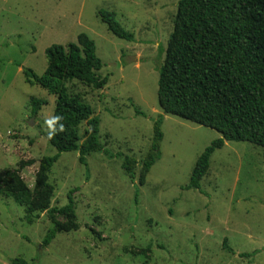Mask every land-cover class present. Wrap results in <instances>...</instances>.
I'll list each match as a JSON object with an SVG mask.
<instances>
[{
	"label": "rangeland",
	"instance_id": "374dc122",
	"mask_svg": "<svg viewBox=\"0 0 264 264\" xmlns=\"http://www.w3.org/2000/svg\"><path fill=\"white\" fill-rule=\"evenodd\" d=\"M178 2L0 0V264H264L263 148L225 142L210 158L201 191L183 190L198 157L221 135L164 114L157 102L155 66L164 58L158 60V47L166 49ZM99 10L113 13L134 42L111 35ZM80 34L94 42L104 63L98 76L108 82L98 90L77 81L65 86L100 120L99 142L108 156L89 154L84 167L77 152L59 155L48 173L49 209L65 206L75 190L77 230L44 248L48 216L26 207L41 192L35 186L40 160L56 154L44 136L55 97L28 84L22 70L41 76L45 50L76 43ZM32 99L46 102L34 116ZM159 117L160 159L143 174L140 162ZM88 130L79 126L80 143ZM124 157L137 162L130 166L132 182L121 169ZM27 161L34 164L19 171ZM4 182L22 183L27 193L6 197Z\"/></svg>",
	"mask_w": 264,
	"mask_h": 264
},
{
	"label": "trees",
	"instance_id": "16d2710c",
	"mask_svg": "<svg viewBox=\"0 0 264 264\" xmlns=\"http://www.w3.org/2000/svg\"><path fill=\"white\" fill-rule=\"evenodd\" d=\"M98 17L115 38L134 42L133 34L122 28L115 15L99 10ZM157 102L166 115L216 131L221 138L213 141L198 157L185 191H201L200 183L209 169V161L225 142H246L264 149V0H179L166 49L158 47ZM46 69L41 76L23 69L25 81L38 85L55 97L53 114L44 136L55 150L52 157L39 162L35 186L41 192L31 201L28 214L46 212L51 228L46 232L42 247H47L58 234L77 230L75 225V190L67 194V203L59 209H49L51 189L47 184L50 168L62 153H78V162L86 167V157L92 153L107 155L99 142L98 117L79 96L68 94L66 83L77 81L92 89H103L108 76L98 72L104 63L96 55L94 42L85 34L76 43L52 45L45 50ZM159 63V62H158ZM34 116L46 105L42 100H31ZM136 116H144L135 110ZM85 123L89 130L80 143L78 128ZM162 118L152 126L149 154L140 162L142 173L160 159ZM114 158V157H110ZM34 164L21 162L18 170ZM137 162L122 158L121 169L131 182L130 170ZM143 176L140 177L142 183ZM6 197L27 193L22 184L4 182ZM138 193H135V200ZM19 202V201H18ZM64 217L66 223H61ZM223 249L234 252L223 243ZM248 255L241 254L244 258ZM12 264H28L12 260Z\"/></svg>",
	"mask_w": 264,
	"mask_h": 264
},
{
	"label": "water",
	"instance_id": "95a60500",
	"mask_svg": "<svg viewBox=\"0 0 264 264\" xmlns=\"http://www.w3.org/2000/svg\"><path fill=\"white\" fill-rule=\"evenodd\" d=\"M29 125L31 126L32 124L30 123Z\"/></svg>",
	"mask_w": 264,
	"mask_h": 264
}]
</instances>
